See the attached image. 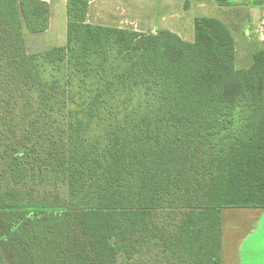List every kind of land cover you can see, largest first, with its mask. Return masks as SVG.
<instances>
[{
  "label": "trees",
  "instance_id": "1",
  "mask_svg": "<svg viewBox=\"0 0 264 264\" xmlns=\"http://www.w3.org/2000/svg\"><path fill=\"white\" fill-rule=\"evenodd\" d=\"M89 2L67 0L65 46L27 54L23 28L46 32L50 6L0 0L13 100L0 118L14 127L0 140V252L11 264H222V210L264 209V48L236 69L218 19L196 17L187 42L88 23ZM38 160L65 197L33 199Z\"/></svg>",
  "mask_w": 264,
  "mask_h": 264
},
{
  "label": "rangeland",
  "instance_id": "2",
  "mask_svg": "<svg viewBox=\"0 0 264 264\" xmlns=\"http://www.w3.org/2000/svg\"><path fill=\"white\" fill-rule=\"evenodd\" d=\"M44 1H47L50 6V26L46 32L42 33H32L26 28H23L22 34L27 54L44 53L54 48L63 47L66 44V28L68 21L66 12L67 0ZM142 1L144 2L145 0H90L86 20L91 24L130 29L140 33H154V31H152L153 28L160 30L172 21L181 20L183 22L181 35L187 39L194 36L193 19L201 16V14L194 8L187 11V0H163L170 1L171 4L174 2V9L162 8L159 7V5L154 6V1H151L150 3L153 7H149L148 5L147 8H145L146 16L145 18L141 17L139 23L136 21L135 17H137V14L140 12V3H143ZM206 16L218 18L213 13L206 14ZM247 62L243 60L242 54L239 53L237 67H243L248 64ZM6 100H10L9 104H13V100L9 98L8 89L5 88L4 84H0V106L5 103ZM2 108L3 107H0V110H2ZM115 118L119 119L120 116L117 115ZM52 120L53 119H42V122L37 124L35 128L36 131L40 135L46 134L48 129H50ZM6 123L9 125H4ZM12 123L9 116L0 118V140L9 141L12 138L11 136L14 128L12 127ZM35 129L32 131L34 132ZM33 137L35 139L36 134H34ZM42 154L41 151L39 154L40 158L43 157ZM3 160L0 165V170L3 166ZM39 161L41 160H38V165H35L34 175L29 177L25 188L28 190L32 189L31 193L34 196V200H41L44 198L51 200L52 197L55 196L54 193H58L60 197H65L66 187L58 181L55 182L54 176L51 171H49L48 166L43 162L40 164ZM248 211L250 210L225 209L222 211V264H238L236 250L237 246H239L238 243H240L239 240L245 236L247 229L253 223L252 219L249 220L250 215ZM245 215L246 217H244ZM250 237L251 240L249 243L254 240L256 244L248 246V249H245L243 258L246 260L245 262L243 261V264H264V236ZM0 254L4 264H11L10 253L7 250L4 249Z\"/></svg>",
  "mask_w": 264,
  "mask_h": 264
},
{
  "label": "crops",
  "instance_id": "3",
  "mask_svg": "<svg viewBox=\"0 0 264 264\" xmlns=\"http://www.w3.org/2000/svg\"><path fill=\"white\" fill-rule=\"evenodd\" d=\"M154 1V6L159 5V7H165L167 9H172L175 7V3L170 1L163 0H145L143 3H140V12L135 17L136 21L140 23L141 17L145 18V8L153 7L150 3ZM186 3L188 10L194 8L201 16L198 17H209L206 14L213 13L215 14L220 21H222L231 31V34L235 41V60H236V69L246 68L249 63L251 56L257 50L264 48V0H187ZM209 7V8H208ZM174 9V8H173ZM208 10V11H207ZM212 10V11H210ZM259 15V17H258ZM196 18V17H195ZM194 18V19H195ZM193 19V21H194ZM169 30L183 40L187 42H192L193 37L189 39L181 35L183 30V22L181 20L172 21L169 24L165 25L163 28ZM262 29V37L258 34L259 30ZM159 29L153 28L152 31ZM161 30V29H160ZM239 51V52H238ZM241 53L243 60L248 64L245 66L237 67L238 63V54ZM247 210V209H246ZM249 220L252 219L253 223L247 229L245 236H243L238 243L236 254L238 264H243L245 258H243L245 249H248V246H252L255 243L253 240L250 242V236H264V209H248ZM254 210V211H253ZM223 211V210H222ZM246 217V215L244 216ZM223 234V233H222ZM223 238V237H222ZM260 244V243H259ZM258 244V245H259ZM222 251H223V240H222ZM222 256V252H221Z\"/></svg>",
  "mask_w": 264,
  "mask_h": 264
},
{
  "label": "built area",
  "instance_id": "4",
  "mask_svg": "<svg viewBox=\"0 0 264 264\" xmlns=\"http://www.w3.org/2000/svg\"><path fill=\"white\" fill-rule=\"evenodd\" d=\"M258 34L260 35V37H262V29L259 30Z\"/></svg>",
  "mask_w": 264,
  "mask_h": 264
}]
</instances>
